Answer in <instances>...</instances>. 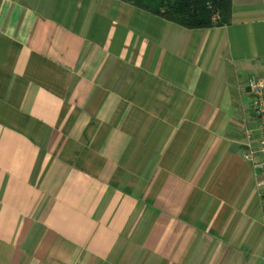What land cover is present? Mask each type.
I'll use <instances>...</instances> for the list:
<instances>
[{
	"label": "crops",
	"instance_id": "crops-1",
	"mask_svg": "<svg viewBox=\"0 0 264 264\" xmlns=\"http://www.w3.org/2000/svg\"><path fill=\"white\" fill-rule=\"evenodd\" d=\"M252 75L264 0H0V264H264Z\"/></svg>",
	"mask_w": 264,
	"mask_h": 264
},
{
	"label": "trees",
	"instance_id": "trees-1",
	"mask_svg": "<svg viewBox=\"0 0 264 264\" xmlns=\"http://www.w3.org/2000/svg\"><path fill=\"white\" fill-rule=\"evenodd\" d=\"M189 29L231 22L232 0H122Z\"/></svg>",
	"mask_w": 264,
	"mask_h": 264
},
{
	"label": "built area",
	"instance_id": "built-area-1",
	"mask_svg": "<svg viewBox=\"0 0 264 264\" xmlns=\"http://www.w3.org/2000/svg\"><path fill=\"white\" fill-rule=\"evenodd\" d=\"M251 96L252 122L245 129V158L253 162L258 172V186L264 190V75H252L248 79Z\"/></svg>",
	"mask_w": 264,
	"mask_h": 264
},
{
	"label": "rangeland",
	"instance_id": "rangeland-1",
	"mask_svg": "<svg viewBox=\"0 0 264 264\" xmlns=\"http://www.w3.org/2000/svg\"><path fill=\"white\" fill-rule=\"evenodd\" d=\"M250 121H251V120H250ZM246 128H247V127H246ZM246 128H245V129H246ZM245 129H244V131H245Z\"/></svg>",
	"mask_w": 264,
	"mask_h": 264
}]
</instances>
